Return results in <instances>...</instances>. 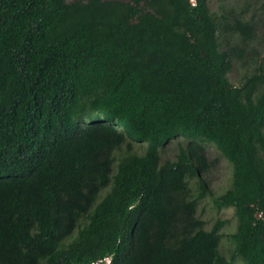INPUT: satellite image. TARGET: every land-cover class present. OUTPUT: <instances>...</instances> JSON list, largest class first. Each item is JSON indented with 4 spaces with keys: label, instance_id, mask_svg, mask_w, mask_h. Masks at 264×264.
<instances>
[{
    "label": "trees",
    "instance_id": "16d2710c",
    "mask_svg": "<svg viewBox=\"0 0 264 264\" xmlns=\"http://www.w3.org/2000/svg\"><path fill=\"white\" fill-rule=\"evenodd\" d=\"M207 1L0 0V264H264V0ZM206 197L236 219L229 257Z\"/></svg>",
    "mask_w": 264,
    "mask_h": 264
},
{
    "label": "rangeland",
    "instance_id": "374dc122",
    "mask_svg": "<svg viewBox=\"0 0 264 264\" xmlns=\"http://www.w3.org/2000/svg\"><path fill=\"white\" fill-rule=\"evenodd\" d=\"M258 1L262 0H208L207 8L211 13H217L220 16L223 12H232L234 15H237L241 10L246 11V9H248L246 11V15L249 16L252 14V11L257 8ZM220 5H222L224 8L223 12L219 10ZM255 18L261 21L259 22L261 25L256 28V32L250 46H256L257 50L261 51V54L263 55L264 18L260 12H255ZM228 41L231 43V45H235V39H228ZM243 72L244 69L240 66L239 62L235 61L230 73L227 75L229 83L234 86H239L242 82L241 79ZM177 143H182L183 146H185L184 139H178L177 141H173L166 145L160 151L161 161L173 160L174 155L176 154ZM134 149L136 150L137 154L142 153L141 145L134 144ZM205 150L207 161L211 164L208 167L206 173L203 175V179L207 183V189H209L210 193L217 197L229 187L231 170L227 162L222 159L211 146H207ZM194 219L200 221L203 224L205 231H211L213 226L218 221H226V224L220 229V233L222 234L223 238L220 243L219 251L225 257H229L233 247L232 245L228 244L227 236L234 231L236 224V219L233 216L232 209H217L213 206L211 199L206 197L197 202ZM234 264H241V262L238 258H236Z\"/></svg>",
    "mask_w": 264,
    "mask_h": 264
},
{
    "label": "clouds",
    "instance_id": "9594fccd",
    "mask_svg": "<svg viewBox=\"0 0 264 264\" xmlns=\"http://www.w3.org/2000/svg\"><path fill=\"white\" fill-rule=\"evenodd\" d=\"M191 2H193V0H191ZM110 260L111 258L108 256L91 264H110Z\"/></svg>",
    "mask_w": 264,
    "mask_h": 264
}]
</instances>
